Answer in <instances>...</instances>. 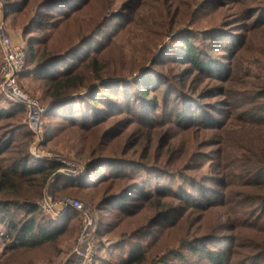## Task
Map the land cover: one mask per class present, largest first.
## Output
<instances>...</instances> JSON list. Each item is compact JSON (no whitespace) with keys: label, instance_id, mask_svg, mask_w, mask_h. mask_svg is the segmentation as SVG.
Returning a JSON list of instances; mask_svg holds the SVG:
<instances>
[{"label":"rangeland","instance_id":"1","mask_svg":"<svg viewBox=\"0 0 264 264\" xmlns=\"http://www.w3.org/2000/svg\"><path fill=\"white\" fill-rule=\"evenodd\" d=\"M49 1L0 0V26L35 52L19 85L45 111L30 69L75 46L60 65L85 79V89L68 92L83 97L75 102L79 117H44L50 134L38 147L34 136L27 140L26 116L0 118V169L19 175L29 153L28 170L59 163L54 156L76 166L42 189L36 176H14L12 190L0 194L12 219H28L24 201L37 204L41 191L51 192L94 211V264H127L138 250L146 264H209L208 253L245 264L264 225V189L246 186L264 164V0ZM188 36L209 70L184 58ZM94 59L104 66L99 75L116 78L108 89L98 85ZM2 65L0 47V72ZM14 107L0 88V115ZM39 217L62 236L9 260L0 238L1 264H62L72 253L81 215Z\"/></svg>","mask_w":264,"mask_h":264},{"label":"trees","instance_id":"2","mask_svg":"<svg viewBox=\"0 0 264 264\" xmlns=\"http://www.w3.org/2000/svg\"><path fill=\"white\" fill-rule=\"evenodd\" d=\"M25 3L27 0H24ZM59 0H51L49 2L56 3ZM82 39L78 44H83L87 41H84ZM190 37H184L181 43L185 44L186 50H185V56L184 58L188 60L195 68L204 71L209 70L211 67L207 66L205 63L202 62V59L200 55L198 54L197 47L190 43ZM75 46L71 47L68 51L61 54H54V55H48L46 56L41 62L36 63L32 69H30V74L32 76H35L38 78V81H40V89L43 93L44 100L46 101L45 107H47V110L45 111V118L46 116H50L52 114H55L56 116L62 118L64 121L73 122L77 117H79V112L75 111V102L79 99H82L83 97H80L75 94H68L70 90L79 91L81 89H85V79L81 75L80 72H77L76 70H72L71 67H68L67 65L61 66L60 62H63L64 60L70 59L72 55H74V48ZM27 52V59H26V67L24 72L27 69L28 63L30 60H35L36 54L33 50L26 49ZM92 67L97 71L95 76L98 80V85L100 88H106L108 89L109 86L113 83H115L116 78L114 77H102L99 75L103 70L104 66L102 68L98 67V63L96 59L93 60ZM56 69H60L58 73L55 72ZM23 72V73H24ZM138 85L137 83H135ZM142 95L144 97V100L147 99L149 93L142 92ZM97 102H101V99H94V105ZM10 104V103H8ZM7 113L0 115V118H7L9 117H19L21 119V116H26V110L24 107L20 105H16L14 107L13 112L14 113ZM3 116V117H2ZM28 128V127H27ZM48 129V127H47ZM45 129L44 139H47L49 136V131ZM28 137L27 140H33V133L28 128ZM45 144V143H44ZM32 160V157L29 154L25 155V158L23 157L19 163L18 168L24 167V171L19 173V175L14 174V176H18L19 178L26 177V175H33L36 176V182L40 186V189H42L51 176L56 175L58 171H60L63 168V165L61 163H51V164H43L42 166L35 167L34 169L28 170L27 166L29 165L30 161ZM17 170L15 172H17ZM264 174V164H261L257 167L256 170H254L253 176L256 177V179H249L247 181L248 188H255L258 190L264 189V178L262 175ZM7 176L5 171L0 169V194H2L4 191H10L12 190L14 183V176L12 177H5ZM62 177H59L61 179ZM64 185V184H63ZM60 185L57 186L59 188ZM56 188V189H57ZM45 197V194H42L41 191V199L42 201ZM31 199H27L24 201L23 209L26 211L25 213L28 214V219H26L23 222L20 221H14L12 217L10 216V209L8 203H6L5 200H0V225L4 226L6 228L5 232H2L0 234V238L3 241L9 242L7 245H4L3 247V253L4 257L8 256V260L12 257H15V253H17L20 250L25 249H36L46 244L55 243L63 234L61 230H56L53 227V223L49 224L51 225V228L48 227V224L43 221V219H40L39 215H43L45 218H48L46 215L43 214V212L40 209L39 203L37 201L36 203L30 202ZM106 201L109 202L107 199ZM264 201V197L262 202ZM112 202L108 203L110 205ZM19 204V203H17ZM18 206V205H17ZM261 215L264 219V209L260 210ZM80 213H78L75 210L68 209L66 213L63 215L65 218V222H70L71 220H76ZM43 217V218H44ZM39 218V220H38ZM264 224V223H263ZM262 236H260V243H254L253 241L250 242V244H253V248L257 250L256 254H254L251 257H246L244 259H241L242 263L245 264H264V225L259 230ZM221 256H224V253H221ZM208 262L209 264H222L224 262V258L217 257L213 258L211 254L208 253ZM1 259V258H0ZM97 261V257H96ZM222 261V262H220ZM147 258L145 257L144 253L141 252V250H138L136 252L130 253V258L127 260V264H146ZM256 262V263H253ZM1 264V262H0Z\"/></svg>","mask_w":264,"mask_h":264},{"label":"built area","instance_id":"3","mask_svg":"<svg viewBox=\"0 0 264 264\" xmlns=\"http://www.w3.org/2000/svg\"><path fill=\"white\" fill-rule=\"evenodd\" d=\"M0 47L3 56L1 68L0 88L3 98L11 104L20 105L26 110V123L35 137V146L43 142L45 109L39 102L32 99L19 85V75L25 70L27 52L24 45L15 43L3 25L0 26ZM61 164L75 168L76 165L69 160L54 156ZM62 170V169H61ZM67 173H70L69 171ZM44 215L55 219L63 216L68 209L80 213L82 225L72 253L62 264H94L97 254V225L94 211L80 200L65 198L56 201L51 192L46 193L39 203Z\"/></svg>","mask_w":264,"mask_h":264}]
</instances>
